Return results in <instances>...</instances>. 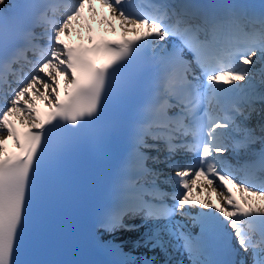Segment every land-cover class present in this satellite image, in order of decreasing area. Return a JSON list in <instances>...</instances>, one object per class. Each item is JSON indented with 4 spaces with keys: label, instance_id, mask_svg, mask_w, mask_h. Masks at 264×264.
<instances>
[{
    "label": "snow or ice",
    "instance_id": "6c2138e0",
    "mask_svg": "<svg viewBox=\"0 0 264 264\" xmlns=\"http://www.w3.org/2000/svg\"><path fill=\"white\" fill-rule=\"evenodd\" d=\"M8 3L0 0V264H21L46 166L110 100L142 86L100 227L112 234L139 220L136 246L147 252L137 258L117 246V264H157L148 255L157 251L161 264L173 253L186 264H264V3L98 0L105 14L97 0H25L11 16ZM98 16L112 32L118 22L121 38L91 35ZM77 25L87 45L66 42Z\"/></svg>",
    "mask_w": 264,
    "mask_h": 264
},
{
    "label": "bare ground",
    "instance_id": "6f19581e",
    "mask_svg": "<svg viewBox=\"0 0 264 264\" xmlns=\"http://www.w3.org/2000/svg\"><path fill=\"white\" fill-rule=\"evenodd\" d=\"M66 42H68V40L66 39ZM144 228L143 227H139L136 230H130L127 232H124L120 237H126L127 239H135L138 240L142 233L144 232ZM127 248L131 251V253L133 254H141V253H146L147 249H145L144 247H137L136 244H128ZM151 255H155L156 257H158L159 259H167V257H165L162 253H159V251H157L156 253H149ZM183 255L180 253H173L171 256V260L172 262L178 261Z\"/></svg>",
    "mask_w": 264,
    "mask_h": 264
}]
</instances>
